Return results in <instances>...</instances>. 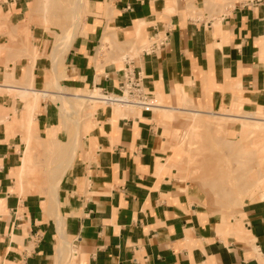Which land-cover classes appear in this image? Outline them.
<instances>
[{"label": "crops", "instance_id": "crops-1", "mask_svg": "<svg viewBox=\"0 0 264 264\" xmlns=\"http://www.w3.org/2000/svg\"><path fill=\"white\" fill-rule=\"evenodd\" d=\"M32 1L0 0V264H264V177L256 198L222 216L200 187L173 176L166 158L175 122L163 117L188 104L264 110V0L68 1L77 8L69 28L78 8L81 21L66 46L35 57L32 88L55 80L79 98L93 88L117 93L129 71L150 107H97L75 139L63 138L57 113L39 101L31 134L40 144L52 136L49 155L77 142L58 182L26 192V112L14 90L26 86L30 50L46 44L27 24Z\"/></svg>", "mask_w": 264, "mask_h": 264}, {"label": "rangeland", "instance_id": "rangeland-1", "mask_svg": "<svg viewBox=\"0 0 264 264\" xmlns=\"http://www.w3.org/2000/svg\"><path fill=\"white\" fill-rule=\"evenodd\" d=\"M68 1L70 0H33L32 8L28 13L27 24L35 25L38 29H41L46 44L42 47L41 53L36 52L34 48L28 53L29 65L26 68V74H24L26 86L22 87L26 93L23 94L22 99L24 100L26 112L24 141L28 151L25 154L24 166L21 161L19 171L22 174L19 175L21 177L19 182L22 181L26 192L48 190L54 183L58 182V178L61 177L64 169L69 167L66 166L65 162L71 156L72 147L75 141L77 142L75 139L82 137L94 124V113L90 112L89 114L86 112L92 103L82 101L79 99L80 96L68 94L70 92L67 91V93L63 88L58 93L54 86L51 87L52 83H48L49 88H45L49 90L48 93L42 94L43 96L38 99H35L32 95V93H37V91H32L36 89L32 88L31 83L33 60L35 57H48L49 49L52 47L53 53L57 52L60 46L64 47L63 44L67 43L65 36L67 32L72 31L73 26L69 28L70 16L72 21L73 10L76 11L77 8L73 4L68 5ZM81 17L82 13L78 8V20L74 27L80 23ZM28 40L26 45L31 48L30 42L34 39L28 37ZM146 44V41H140L135 46L140 49ZM135 46L130 48L135 50ZM9 82L12 83L14 80L11 78ZM90 93L100 94L98 90L96 91L93 88L83 96ZM39 101L48 103L57 113L59 120L62 121L63 138L75 137L73 141L69 142L68 152L65 148L62 149L60 145H57V153L59 154L57 158L49 155L50 152L53 153L49 150L53 148L51 145L53 144L52 136H47L48 138L42 141L44 143L40 144L38 137L31 134L33 110L37 108ZM105 105L100 102L95 103V107L98 108ZM182 105H186V103H182ZM64 106H68L70 110L65 111ZM123 108L127 110L126 107ZM38 110L40 109H36V112ZM222 111L224 110L221 108L218 111L202 112H210L208 115L214 118L215 113ZM169 114L173 115V113ZM175 115L176 118L169 120L175 123L168 125L170 134L167 137V143L171 155L166 158L168 166L174 169L173 176L181 181L191 182V184L200 187L205 194L207 206L217 210L222 216L238 213L244 201L253 200L259 194L260 182L264 177L263 128L248 127V122L246 125H240L237 120L226 117L228 120L226 118L222 119V121L225 120L223 125L209 124L206 126L198 124L191 131L185 132L187 128L184 124H186L189 115L186 113H175ZM165 118H168V116ZM251 124L257 123L251 122ZM191 132L193 133L191 134ZM41 153L46 155L40 156ZM55 160H57L56 163H54ZM252 179L254 181L251 182Z\"/></svg>", "mask_w": 264, "mask_h": 264}, {"label": "bare ground", "instance_id": "bare-ground-1", "mask_svg": "<svg viewBox=\"0 0 264 264\" xmlns=\"http://www.w3.org/2000/svg\"><path fill=\"white\" fill-rule=\"evenodd\" d=\"M77 20H78V16H76V20H75V24L77 23ZM74 23L71 24V26L74 27L75 25ZM71 32H67L66 34V42H68L70 36H71ZM67 43H64L63 45L66 46ZM58 57V56H57ZM57 59V58H56ZM53 80V79H52ZM58 81V80H57ZM3 82V81H2ZM52 83V86L51 87H55L57 90H58V93L63 90L62 87H60L57 82L54 80V81H51ZM2 84V83H1ZM48 84V83H47ZM47 84L45 85V88H49V86H47ZM5 87H8V86H5ZM14 87V86H12ZM11 88V87H10ZM19 88V87H18ZM16 89V88H14ZM26 90V89H25ZM31 90V89H30ZM18 96H20V98H22L23 94H26L25 91H24V88H21V89H16L14 90ZM32 91H37V93H32L33 97H35V99H38L40 98L41 96H43L42 94L44 93H48L49 90L47 89H43V90H32ZM31 92V91H30ZM51 93V92H50ZM54 94V93H53ZM17 97V96H16ZM57 97V96H56ZM19 98V99H20ZM101 98V95L98 94V93H90L89 95L87 96H83L79 99H81L82 101H85L87 103H92L91 107L88 108V110L91 112V113H94L95 114V110L97 107H95V103H102V104H106L104 102H102V100H100ZM26 99V98H25ZM57 99V98H56ZM235 100V99H233ZM36 101V100H35ZM191 100H188L187 99V102H190ZM108 105H111L112 108H113V111H117V112H120L122 109H124L123 107H126L127 110H129L130 108H132L133 106L134 107H138L136 105H131V104H123V103H117V102H112V103H107ZM231 104V103H230ZM187 105V104H186ZM154 106V105H153ZM190 108H183V109H168V110H164V116L163 117H167L166 118L168 121L172 118H176L177 116L175 115V113H186L188 114L189 116L188 117V120L186 121V124H184V126H186L185 128H187V130L185 132H188L191 131V129L193 127H195L196 125L198 124H204V125H223L224 121H222L223 118H226V117H231L233 118V120H237V122L240 123V125H246V123L248 122V127L250 126L251 128L252 127H258V129H262L264 130V111L260 108H258L257 110H254L252 112H245V113H240V112H237V113H232L230 112L229 110L227 109H223L224 111L222 112H218V113H215V117L214 118H211V116H209L208 114H210V112H202V111H199V110H196L194 109L195 106L193 105H189ZM150 107V106H149ZM139 108V107H138ZM142 109V108H141ZM229 109V108H228ZM264 109V108H263ZM148 110V109H147ZM112 112V110H111ZM168 113H173L172 114H169ZM232 113V114H230ZM241 114H244V115H241ZM183 116V115H182ZM184 117V116H183ZM210 117V119H209ZM213 117V116H212ZM181 118V117H180ZM107 119V118H106ZM227 119V118H226ZM179 120V118H178ZM177 120V121H178ZM228 120V119H227ZM181 121V120H179ZM183 121V120H182ZM166 122V121H165ZM184 122V121H183ZM252 123H257V124H251ZM168 123V122H167ZM170 123V122H169ZM172 123V122H171ZM182 123V122H181ZM226 123H230V122H226ZM234 124V123H233ZM238 124V123H236ZM232 125V124H231ZM184 128V129H185ZM241 129V128H240ZM255 130V129H254ZM193 131V130H192ZM261 131V130H260ZM259 131V132H260ZM193 132H191L192 134ZM251 133V132H250ZM190 134V133H189ZM184 138V137H183ZM190 143V142H189ZM185 144V143H184ZM188 144V143H187ZM191 144V143H190ZM189 145V144H188ZM191 146V145H190ZM191 150V149H190ZM188 151V150H187ZM240 163V162H239ZM256 167V166H255ZM254 169V168H253ZM228 175V174H227ZM207 176V175H206ZM205 176V177H206ZM199 178V177H198ZM252 178V177H250ZM198 180V179H197ZM254 181V179L251 180V182ZM200 184V183H199ZM186 187V186H185ZM54 191L56 189H53ZM52 190V191H53ZM186 190V188H185ZM184 190V191H185ZM56 196V195H55ZM240 203V202H239ZM59 227V226H58ZM73 251V250H72Z\"/></svg>", "mask_w": 264, "mask_h": 264}, {"label": "built area", "instance_id": "built-area-1", "mask_svg": "<svg viewBox=\"0 0 264 264\" xmlns=\"http://www.w3.org/2000/svg\"><path fill=\"white\" fill-rule=\"evenodd\" d=\"M102 102L106 103H123L136 105L142 109H147L150 106L149 99L143 92V86L138 75H134L129 71L122 72V81L119 85L117 93H108L106 91H99Z\"/></svg>", "mask_w": 264, "mask_h": 264}]
</instances>
